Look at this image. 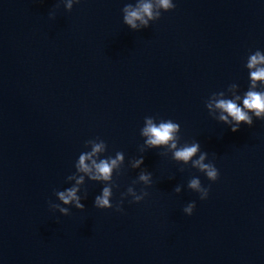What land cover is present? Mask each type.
Masks as SVG:
<instances>
[{"label": "water", "instance_id": "1", "mask_svg": "<svg viewBox=\"0 0 264 264\" xmlns=\"http://www.w3.org/2000/svg\"><path fill=\"white\" fill-rule=\"evenodd\" d=\"M136 3L80 0L69 11L61 0H0V264H264V120L233 132L206 107L232 84L247 90L264 0H174L132 30L122 8ZM149 116L178 122L181 144L199 141L218 179L145 145ZM101 140V157L125 155L114 207L94 206L103 184L86 178L84 209H51L81 175L79 154ZM142 169L150 186L133 185ZM195 176L206 199L187 187ZM129 185L148 195L117 211Z\"/></svg>", "mask_w": 264, "mask_h": 264}, {"label": "clouds", "instance_id": "2", "mask_svg": "<svg viewBox=\"0 0 264 264\" xmlns=\"http://www.w3.org/2000/svg\"><path fill=\"white\" fill-rule=\"evenodd\" d=\"M67 10H71L74 4L80 0H61ZM174 0H137L135 5L125 4L122 8L123 23L132 30H140L150 26V22L157 20L161 16V10L167 11L175 8ZM50 15H53L50 13ZM245 67L248 69L249 85L247 90L238 93L235 89L238 85L232 84L231 97H226L224 92L218 94V98L214 97L207 105L209 114L217 121L230 126L233 132L237 131L241 124L252 126L255 119L264 120V50L257 49L248 55ZM218 113V115H217ZM181 125L172 119H161L159 122L154 117H145V124L141 129V135L146 137L144 144L149 148L165 146L172 152V158L182 164H189L206 177L215 181L219 177V170L215 164L208 160V152L201 151L199 141L192 143H180ZM91 150L83 151L79 154L75 163V168L81 175L69 176V180L75 183L63 190L55 192L59 203L49 202V206L53 210H58L63 215L70 213V207L84 209L85 204L82 202L86 199V195L82 196L81 185L86 178L92 181L101 182L103 187L99 194L94 197V206L97 208H112L113 197V177L115 170H118L125 161V155L122 151L116 152L114 157H101L100 154L105 152L106 144L104 141L90 142ZM144 163L143 155L129 161L131 168L141 169ZM143 183L150 186L153 183L152 172L142 169L135 183ZM133 185H129L125 192L121 193V200L115 205L117 211H123L122 204L124 198L131 196L132 201L139 202L143 200L148 192L141 189L138 193ZM115 187H118L116 185ZM187 187L200 194V199H206L209 195V188L202 186L199 177H193L188 181ZM182 186L176 185L174 191L181 192ZM196 206L195 201L189 202L184 208V213L191 215Z\"/></svg>", "mask_w": 264, "mask_h": 264}]
</instances>
